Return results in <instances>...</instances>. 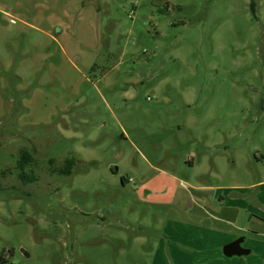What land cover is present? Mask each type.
<instances>
[{
    "label": "rangeland",
    "instance_id": "rangeland-1",
    "mask_svg": "<svg viewBox=\"0 0 264 264\" xmlns=\"http://www.w3.org/2000/svg\"><path fill=\"white\" fill-rule=\"evenodd\" d=\"M258 180L264 0H0L6 264L226 262L264 223L215 206Z\"/></svg>",
    "mask_w": 264,
    "mask_h": 264
},
{
    "label": "crops",
    "instance_id": "crops-1",
    "mask_svg": "<svg viewBox=\"0 0 264 264\" xmlns=\"http://www.w3.org/2000/svg\"><path fill=\"white\" fill-rule=\"evenodd\" d=\"M220 190L221 189L218 188L214 196H218ZM228 190L225 198L220 195L218 203H223H221L220 206H215L216 211L213 214L221 216V219H218V221L234 227L239 220V215L242 214V212H247L251 216H254L258 222L264 223V180H258L249 186H242L240 188L237 186H231ZM199 191L203 192L207 190L202 188L199 189ZM222 204L226 205L225 209L221 206ZM220 208L223 209L222 212H218V209ZM258 230V228L253 227L248 230L250 238L243 236L245 238L246 246L251 248V253L249 255L235 256L238 257L236 260L233 257H227L229 260L226 262L217 256L214 264H264V241L255 238V236L257 238L263 236L262 232ZM239 237H242V235L238 234L236 229V231L225 235L226 239H223L225 241L222 244H227ZM217 255H219V253ZM201 258H205L204 255ZM213 258L214 257H212L211 260H213Z\"/></svg>",
    "mask_w": 264,
    "mask_h": 264
},
{
    "label": "trees",
    "instance_id": "trees-1",
    "mask_svg": "<svg viewBox=\"0 0 264 264\" xmlns=\"http://www.w3.org/2000/svg\"><path fill=\"white\" fill-rule=\"evenodd\" d=\"M33 157L32 155L26 151V150H22L20 152V157L18 159V163H17V170H18V176L20 178L21 181L25 182V183H33L36 181V177L34 176L33 173L34 170L31 168L32 164H33ZM68 166H73L74 165V160L73 159H69L67 162ZM65 171H68V169H65ZM64 172V170H63ZM32 173V174H30ZM122 181L125 183L126 180L123 178ZM7 259L4 258L3 256L0 257V264H6Z\"/></svg>",
    "mask_w": 264,
    "mask_h": 264
},
{
    "label": "water",
    "instance_id": "water-1",
    "mask_svg": "<svg viewBox=\"0 0 264 264\" xmlns=\"http://www.w3.org/2000/svg\"><path fill=\"white\" fill-rule=\"evenodd\" d=\"M245 242L244 237H239L223 246V254L232 258L234 256H246L251 253V250L244 247L243 243Z\"/></svg>",
    "mask_w": 264,
    "mask_h": 264
},
{
    "label": "flooded vegetation",
    "instance_id": "flooded-vegetation-1",
    "mask_svg": "<svg viewBox=\"0 0 264 264\" xmlns=\"http://www.w3.org/2000/svg\"><path fill=\"white\" fill-rule=\"evenodd\" d=\"M245 243H243V246H244Z\"/></svg>",
    "mask_w": 264,
    "mask_h": 264
}]
</instances>
